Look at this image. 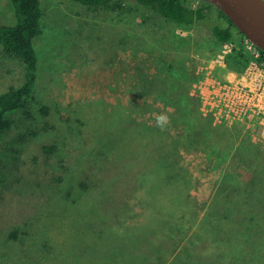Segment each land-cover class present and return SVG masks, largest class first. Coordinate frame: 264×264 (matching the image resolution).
Here are the masks:
<instances>
[{"label": "rangeland", "instance_id": "rangeland-1", "mask_svg": "<svg viewBox=\"0 0 264 264\" xmlns=\"http://www.w3.org/2000/svg\"><path fill=\"white\" fill-rule=\"evenodd\" d=\"M42 2L38 82L27 106L10 114L14 124L1 145L0 264H264V234L244 231L249 222L237 219L240 228L219 233L220 222L211 231L206 219L208 205L223 204L234 182L214 166L215 152L194 155L189 145V138H206L200 102L183 105L178 121L168 116L163 128L157 124L156 117L173 113L177 103L166 91L177 72L168 71L164 59L176 67L179 59L198 65L212 52L206 33L178 27L183 37L202 36V44L182 58L171 47L157 63L156 55H144L153 37L143 26L149 11L137 0H124L123 11H94L72 0ZM211 13L219 17L215 9ZM16 22L11 1L0 0V26ZM24 73L20 60L0 51V93L21 85ZM140 92L156 104L141 114L132 109ZM148 122L156 125L154 132L146 129ZM234 126L240 128L238 142L259 141L249 125ZM162 159L180 160L184 172H174L191 179L194 187L182 196L193 208L177 193L160 195L162 184L147 191L136 182L138 170ZM158 202L171 208L169 218L153 211V234L128 238V229L149 227L144 219L150 204L158 211ZM244 205L264 209V198Z\"/></svg>", "mask_w": 264, "mask_h": 264}, {"label": "trees", "instance_id": "trees-1", "mask_svg": "<svg viewBox=\"0 0 264 264\" xmlns=\"http://www.w3.org/2000/svg\"><path fill=\"white\" fill-rule=\"evenodd\" d=\"M10 1L13 4L17 22L13 25L4 24L0 26V51L6 58L20 60L25 68V73L24 82L21 85L10 87L7 91L0 93V154L3 137L14 124L10 114L27 106L37 85L39 78V57L35 48V40L44 30L42 0ZM72 1L85 5L94 11L100 9L123 11L125 9L123 5L124 0ZM193 1L200 2V5L194 6ZM137 2L149 11V14L143 18V26L149 29L153 37V41L149 46L151 51L149 53L145 52L146 54L144 55H156L157 63L161 62L160 58L164 59L168 57V54L171 52L169 48L171 47L175 51V54L182 58L186 57L184 56L185 50L202 44V36L192 39L179 35L177 28L181 27L185 30L196 28L197 30H202L203 34L206 33L205 38L209 40V46L212 49L207 58L219 53L225 43L235 42L239 48L228 55V69L242 72L248 65L250 55L242 45L243 34L239 32L230 18L214 5L201 0H137ZM212 9L218 11L219 17L217 19L211 17ZM223 20H225L226 24ZM164 62V65H167L168 71L172 73L177 72L174 75L175 79L171 80V82L168 81L169 86L166 89L168 94L177 103L171 108L174 112L172 113L168 110L165 112V116H167V120L170 119L169 117H172L175 121H178V118L181 117L183 105H195L197 101L200 102L199 98L191 92V85L198 82L200 76L196 73V60L192 61V64L190 62L186 64L183 59H179L177 62L182 64L180 66L178 63L179 67H176V65L165 59ZM157 75L163 81V76L161 74ZM153 79L157 81V78ZM148 86L149 83H146V87ZM136 96L134 101L137 106L132 108L133 111L135 109V113H139L140 111L143 113L147 109L152 110L156 105L143 92H140ZM113 108L115 109L116 107L113 106ZM200 117V127L205 133L206 138L195 141L188 136L189 145L193 149L194 155L203 154L206 149L209 152H215L214 166L220 169L219 172H223L224 170L227 175L230 173L231 180L234 182V186H232V189L227 194L229 198L223 204H220L217 209L213 207V202L208 205L209 212L206 215V219L210 225L212 224L211 231L216 228L214 226L216 222H220L221 224L219 233L228 232L230 225L240 228L241 226L235 224L237 219H242L249 222L245 226H242L244 231L248 229L250 232L252 231V234L255 233L256 236H261L264 234V209L255 210L252 207H248V205H244L250 202L253 203L255 200L261 201L262 196L264 198V155L258 146L260 142H257V139L252 137L242 138L238 142L240 134L238 126L229 127L225 124H217L211 116L202 115ZM125 121L126 119L123 120V122ZM152 121L153 119L151 118L149 122L152 123ZM136 122L138 124L143 123L140 118ZM149 122L146 124L148 126L146 129L154 132L157 129L156 125H152ZM234 165L237 167H234ZM175 168L184 172L183 168L180 167V160L172 164L171 159L153 162L152 165L148 164V166L138 170L136 182L144 190H147V187L152 188L154 184H162L164 189L160 195L167 194L165 192L170 191L173 192V195L177 193L181 197L184 194L183 192L190 193L194 185H191V179H186L183 173L176 176L174 172ZM237 169L240 171L233 174L232 172H235ZM249 172H251L250 175ZM212 191L213 189L208 191L205 196L206 199L211 197ZM259 193L262 195L259 196ZM182 197L188 202L186 208L190 209L194 207L193 201L188 199L187 194L186 197ZM203 205L207 206L205 203ZM244 206H247L249 210H245ZM149 208L144 219L149 227V223L158 222L155 219H151V216L155 215L154 212H157V215L160 216L162 214L167 215L171 211V208L169 209L168 206H162L161 202H158V211L155 210L156 208L152 204H150ZM165 223L166 225L169 224L168 222ZM149 227L144 226L139 233H136V227L128 229L127 236L128 238L134 237L133 239L136 241L145 240L154 232L152 231V227ZM154 253L156 252H152V254Z\"/></svg>", "mask_w": 264, "mask_h": 264}, {"label": "built area", "instance_id": "built-area-1", "mask_svg": "<svg viewBox=\"0 0 264 264\" xmlns=\"http://www.w3.org/2000/svg\"><path fill=\"white\" fill-rule=\"evenodd\" d=\"M242 45L250 61L242 72L227 67V57L239 48L235 42L225 43L213 57L198 61L193 95L197 96L204 116L227 126L246 124L258 132L264 147V51L247 37Z\"/></svg>", "mask_w": 264, "mask_h": 264}, {"label": "water", "instance_id": "water-1", "mask_svg": "<svg viewBox=\"0 0 264 264\" xmlns=\"http://www.w3.org/2000/svg\"><path fill=\"white\" fill-rule=\"evenodd\" d=\"M222 10L236 28L264 51V0H201Z\"/></svg>", "mask_w": 264, "mask_h": 264}, {"label": "clouds", "instance_id": "clouds-1", "mask_svg": "<svg viewBox=\"0 0 264 264\" xmlns=\"http://www.w3.org/2000/svg\"><path fill=\"white\" fill-rule=\"evenodd\" d=\"M157 120V124L158 126H160L161 128H163V125L165 124V122L167 121V116L160 114L156 117Z\"/></svg>", "mask_w": 264, "mask_h": 264}]
</instances>
